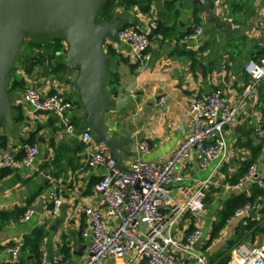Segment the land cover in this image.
Wrapping results in <instances>:
<instances>
[{
  "label": "crops",
  "instance_id": "0c3cea01",
  "mask_svg": "<svg viewBox=\"0 0 264 264\" xmlns=\"http://www.w3.org/2000/svg\"><path fill=\"white\" fill-rule=\"evenodd\" d=\"M114 3L111 21L125 17L127 24L147 31L152 40V60L144 69L138 68L127 44L107 40L104 45L109 60L107 79L118 81L114 84L115 97H122L129 85L136 84L128 104L122 109H109L104 119L111 136L132 140L125 152H119L121 166L128 167L140 155L139 143L143 140L149 141L151 148L144 155L146 159L168 161L190 133L191 98L222 88L229 103L239 110L236 123L225 131L229 159L218 169L214 162L203 170L196 158L176 168L175 176L182 180L168 186L174 202L186 200L183 188L196 189L210 181L204 209L180 218L174 234L184 238L197 228L203 230L199 251L207 264H229L234 249L242 243L264 246V188L237 186L254 163L264 178V139L254 132L258 119L264 115V80L254 81L245 71L249 60L264 57V0H207L219 25L210 22L205 7L191 0H140L133 6L125 0ZM197 27L203 28L199 40L182 42ZM31 43L29 40V49L18 56L16 68L6 81L7 94L14 98L13 124L0 125V155L3 149H11L21 158L22 146L29 141L40 146L41 155L33 167L2 172L0 264H9L12 257L5 250L7 246L18 241L25 243L37 230L43 232L39 253L23 251V264H42L44 258L50 264L60 253L66 256L65 264H83L88 257L87 241L83 238L86 210L96 206L95 185L109 168L88 165L90 155L101 144L95 137L88 144L81 139L79 129L86 115L75 87L77 73L68 71L63 64L66 44L57 59L52 60L48 50L31 47ZM28 87H35L44 95L62 94L71 99L74 107L64 120L76 132L68 133L64 120L51 113L38 115L25 100ZM107 154L114 160L109 151ZM55 187L63 189V206L58 215L51 214L49 199ZM40 200L44 201V214L35 212L23 222L25 211L33 209ZM247 203L252 205L249 215L235 217ZM231 212L234 214L230 217ZM105 221L110 230L116 226L113 219L105 217ZM77 244L86 246L81 253H76ZM129 260L128 255L107 264H128ZM182 260L194 264L186 256Z\"/></svg>",
  "mask_w": 264,
  "mask_h": 264
},
{
  "label": "built area",
  "instance_id": "2783aa9c",
  "mask_svg": "<svg viewBox=\"0 0 264 264\" xmlns=\"http://www.w3.org/2000/svg\"><path fill=\"white\" fill-rule=\"evenodd\" d=\"M202 27L186 34L182 42L199 40ZM120 41L131 48L136 65L140 69L148 66L152 60L150 51L152 40L149 33L133 25L119 29ZM65 44V43H64ZM67 46V45H66ZM245 71L252 80H264V57L249 60ZM25 100L36 111L45 110L60 119L74 107L71 99L62 94L44 95L35 87H28ZM239 110L231 105L222 88L214 89L203 95H194L189 104L190 133L166 162L158 159H146L150 153V143H139L140 155L128 165L126 171L116 168L114 160L107 154V147L100 145L93 152L88 165L91 168L108 167L103 178L95 185L98 201L95 207L86 210V227L83 238L87 241L88 257L83 264H107L109 260H119L130 256L128 264H186L182 256L193 260L194 264H207L205 256L195 248L201 242L204 233L197 228L184 238L174 234L177 222L187 213L202 211L205 207L207 180L196 189L183 188L186 195L184 203L174 202L168 194V186L181 177L175 176L176 168L184 161L196 158L203 170L217 162V169L228 159L229 151L225 131L237 121ZM68 133L76 129L65 120ZM256 136L264 139V115L254 129ZM81 139L88 144L94 140L90 130L82 132ZM24 155L11 149H3L0 155V181L3 170L16 167H33L41 155L38 144L25 142L22 146ZM258 185L264 188L259 166L252 164L237 186ZM51 214L58 215L63 206V189L53 188L49 196ZM252 205L247 203L239 208L235 217H247ZM35 211L29 208L21 217L29 221ZM105 217L116 221L110 230ZM247 224L248 222L245 221ZM23 241L7 246L11 254L9 264H19L22 258ZM181 255V258L177 257ZM65 254L56 255L50 264H65ZM42 264H49L46 258ZM229 264H264V246L254 247L246 243L239 244L233 251Z\"/></svg>",
  "mask_w": 264,
  "mask_h": 264
},
{
  "label": "water",
  "instance_id": "95a60500",
  "mask_svg": "<svg viewBox=\"0 0 264 264\" xmlns=\"http://www.w3.org/2000/svg\"><path fill=\"white\" fill-rule=\"evenodd\" d=\"M106 1L0 0V125L13 124L11 107L14 98L7 94L6 81L16 68L25 37L60 40L67 45L63 60L66 69L77 73L75 87L86 115L79 133L91 130L96 142L107 147L116 168L126 171L127 167L121 166L119 152H125V147L132 140L111 136L104 119L109 109H122L128 104L136 84L129 85L119 98L112 94V87L107 84L109 60L104 45L107 40L120 42L119 29L127 23V19L119 17L109 21L105 18L99 23L98 16ZM191 1L206 8L210 22L220 24L207 0ZM36 113L49 114L45 110H37ZM43 204L44 201L40 200L34 211L44 214L41 209ZM200 243L195 245L197 250ZM85 247L77 244L76 253H81ZM177 257L180 258V255Z\"/></svg>",
  "mask_w": 264,
  "mask_h": 264
},
{
  "label": "trees",
  "instance_id": "16d2710c",
  "mask_svg": "<svg viewBox=\"0 0 264 264\" xmlns=\"http://www.w3.org/2000/svg\"><path fill=\"white\" fill-rule=\"evenodd\" d=\"M125 2H126V4L128 6H133V5H136V4L140 3V0H125ZM145 10H148V8L145 7ZM114 11H115L114 0H107L103 4V6L101 8V11H100L99 16H98V22L99 23L104 22L105 18H107L110 21L113 18ZM127 25H129V24L126 23L123 26H127ZM29 40L32 41L31 47H36V48H39V49H43L44 48V49L48 50L49 53H50V58L52 60L53 59H57V54L62 51L63 42L60 41V40H55V39H52V38H45V37H43V38L28 37L27 44H24L22 46V48H21V50L19 52V55L21 53H23L24 51L29 49V46H28ZM107 78H108V75H107ZM8 79H9V77L7 78V81H8ZM107 82H109L111 84V87H112V90H113L112 94L114 96L117 95L116 85H114V84H117L118 81H116V82L113 81V83H112V81H110V79L109 80L107 79ZM17 85H19L18 82H17ZM112 85H114V87ZM29 142H31V141H29ZM249 167L247 168L246 172L248 171ZM245 173H244V175H245ZM244 204H245V202L242 203V204H238L237 207L243 206ZM233 214H234V212H231L229 216L231 217ZM42 234H43L42 230H37V231H35V233L33 235L27 237L26 240H25V243L23 245V251L27 252V253L29 252V253L38 254L39 253V244H40L41 239H42ZM24 262H25V258L22 256L19 264H23Z\"/></svg>",
  "mask_w": 264,
  "mask_h": 264
},
{
  "label": "rangeland",
  "instance_id": "374dc122",
  "mask_svg": "<svg viewBox=\"0 0 264 264\" xmlns=\"http://www.w3.org/2000/svg\"><path fill=\"white\" fill-rule=\"evenodd\" d=\"M27 41H28V37H25V40H24L23 45H24V44H27Z\"/></svg>",
  "mask_w": 264,
  "mask_h": 264
}]
</instances>
